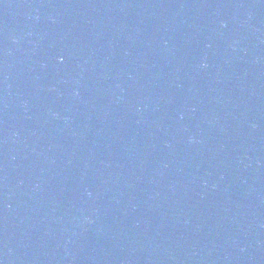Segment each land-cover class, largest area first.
<instances>
[{
  "label": "water",
  "instance_id": "obj_1",
  "mask_svg": "<svg viewBox=\"0 0 264 264\" xmlns=\"http://www.w3.org/2000/svg\"><path fill=\"white\" fill-rule=\"evenodd\" d=\"M206 0H0V264H134Z\"/></svg>",
  "mask_w": 264,
  "mask_h": 264
}]
</instances>
